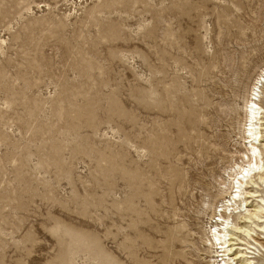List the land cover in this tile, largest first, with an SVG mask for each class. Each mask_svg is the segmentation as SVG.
Segmentation results:
<instances>
[{"label":"rangeland","instance_id":"1","mask_svg":"<svg viewBox=\"0 0 264 264\" xmlns=\"http://www.w3.org/2000/svg\"><path fill=\"white\" fill-rule=\"evenodd\" d=\"M260 66L264 0H0V264H208Z\"/></svg>","mask_w":264,"mask_h":264},{"label":"bare ground","instance_id":"2","mask_svg":"<svg viewBox=\"0 0 264 264\" xmlns=\"http://www.w3.org/2000/svg\"><path fill=\"white\" fill-rule=\"evenodd\" d=\"M240 109L244 113L240 127L244 150L237 152L239 160L233 161L205 211L203 243L211 253L208 264H262L264 260L263 66L246 89ZM189 231L180 228L174 233L176 244H195ZM179 260L180 264H202L183 254Z\"/></svg>","mask_w":264,"mask_h":264}]
</instances>
